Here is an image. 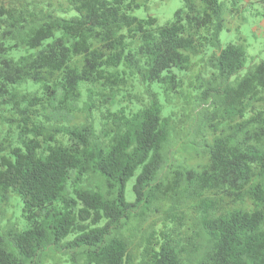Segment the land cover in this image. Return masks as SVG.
I'll list each match as a JSON object with an SVG mask.
<instances>
[{"label": "trees", "instance_id": "obj_1", "mask_svg": "<svg viewBox=\"0 0 264 264\" xmlns=\"http://www.w3.org/2000/svg\"><path fill=\"white\" fill-rule=\"evenodd\" d=\"M149 3L0 0V264H264V60Z\"/></svg>", "mask_w": 264, "mask_h": 264}, {"label": "rangeland", "instance_id": "obj_2", "mask_svg": "<svg viewBox=\"0 0 264 264\" xmlns=\"http://www.w3.org/2000/svg\"><path fill=\"white\" fill-rule=\"evenodd\" d=\"M224 6V16L226 19V27L220 33V42L222 48L230 43L244 44L246 47L247 57L245 67L241 69L237 75L231 78L232 81L241 78L247 72L248 67L252 63L264 60V26L261 25L264 21V9L258 1H253L251 4H246L243 0H221ZM183 7V0H150L149 8H139L132 13L139 18H147L149 16L156 17L160 24H166L173 18L174 12ZM258 28V29H256ZM259 28L263 30H259ZM212 51L211 48H209ZM176 101L181 104L182 100L176 98ZM138 172V171H137ZM135 177L131 178L127 183V198L133 200L132 185ZM6 213L7 224L19 223L24 227L25 223L21 222L20 207L15 213ZM24 222V220H23ZM3 229L0 228V234Z\"/></svg>", "mask_w": 264, "mask_h": 264}, {"label": "crops", "instance_id": "obj_3", "mask_svg": "<svg viewBox=\"0 0 264 264\" xmlns=\"http://www.w3.org/2000/svg\"><path fill=\"white\" fill-rule=\"evenodd\" d=\"M242 1V0H241ZM246 4H251L253 1H258L261 5H262V7H263V9H264V0H243ZM261 25H263L264 26V21L262 22V24ZM256 29H258V28H256ZM259 30H263V29H261V28H259Z\"/></svg>", "mask_w": 264, "mask_h": 264}]
</instances>
